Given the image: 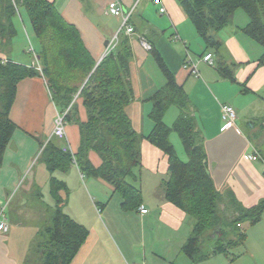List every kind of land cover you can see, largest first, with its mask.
<instances>
[{"label": "crops", "instance_id": "1", "mask_svg": "<svg viewBox=\"0 0 264 264\" xmlns=\"http://www.w3.org/2000/svg\"><path fill=\"white\" fill-rule=\"evenodd\" d=\"M47 1L67 23L78 29L86 49L98 63L120 26L118 19L106 14L107 4L112 0ZM115 1L124 10H132L130 23L134 33L127 36L121 32L119 35L128 39L132 51L129 80L133 99L125 106L124 112L133 130L144 138L153 127L148 118L152 108L150 98L166 83L157 62L160 58L190 101L192 115L201 132L209 174L214 188L224 198V206L228 207L226 197L233 198L243 208L263 201L264 67L258 64L261 46L241 32L248 22L246 15L241 10L235 12L232 23L218 33L220 47L215 52L206 49L176 0H161L165 14L159 13L153 0ZM13 25L16 30L11 43L13 48L19 42L17 29L34 37L28 16L20 4L16 7ZM141 38L150 44L149 51L142 45ZM4 51L0 40V59L26 67L34 66L30 54L27 55L31 57L26 59L18 52L9 57ZM206 54L212 55L213 66L201 61ZM35 59L38 61L37 56ZM189 64L194 65L197 74L192 72ZM218 64L231 70L235 82L220 74L216 68ZM76 102L79 119L85 121L81 102ZM224 104L235 110V125L241 133L235 129H221L220 106ZM59 112L42 76L26 78L17 84L9 111V119L16 129L2 156L0 200L12 195L16 189H20L22 195L42 201L45 194L41 191L47 186L49 195V174L44 165L36 161L42 146L55 139L60 148L67 145L75 153L79 143V130L72 121L66 123L64 140L52 137L53 120ZM176 112L177 117V108ZM171 136L170 141L177 151L178 144ZM179 149L182 151L180 142ZM140 152L142 169L133 185L140 191L141 206L148 211L146 214H140L139 209L124 210L121 197L109 184L84 177L73 165L66 172L53 173L52 176L64 182L69 191L63 212L88 231L85 243L70 264H76V257L88 244L89 250L99 252L98 258L105 253L109 264H264V211L258 223L239 225V231L244 235L240 245L192 263L181 251L190 234L191 222L164 198L162 185L168 178L166 158L145 139L140 142ZM254 152L258 159L250 161L247 156ZM89 161L94 167L101 163L94 153L89 154ZM61 196L64 197V193ZM49 198L52 208L54 202L50 195ZM37 206L39 210L26 208L21 213L24 216L21 221L9 225L7 233H0V264H22L23 246L32 242L36 245L38 226L30 222L35 220L46 225L48 220L40 211L42 205ZM28 219L29 222L24 224L23 220ZM100 245L104 248H99ZM100 262L98 259L94 264ZM79 264H85V261Z\"/></svg>", "mask_w": 264, "mask_h": 264}, {"label": "trees", "instance_id": "2", "mask_svg": "<svg viewBox=\"0 0 264 264\" xmlns=\"http://www.w3.org/2000/svg\"><path fill=\"white\" fill-rule=\"evenodd\" d=\"M196 34L207 50L220 47L218 33L228 27L236 11L241 10L248 22L241 32L262 48L258 64L264 67V0H176ZM25 10L38 48L40 71L34 67L0 59V166L4 150L16 126L9 119L17 84L35 76H42L54 105L60 112L68 109L65 121L74 122L79 130L76 152H62L55 139L42 146L37 162L49 174V195L53 200L47 224L38 232L35 264H70L88 237L82 225L71 220L64 212L68 189L64 182L52 175L66 172L72 165L84 177H92L109 184L122 199L126 211L139 209L140 191L133 185L142 169L140 142L145 139L158 149L167 162L168 178L163 182L165 200L181 210L191 222L190 234L181 251L192 263L229 250L243 242L239 225L256 224L264 211V200L243 208L233 198L223 197L214 188L209 174L201 132L193 117L190 101L160 58L158 65L165 75V85L150 98L148 118L153 124L150 133L141 137L132 128L124 112L133 99L129 80L132 51L125 36L118 35L114 50L98 63L86 49L78 29L67 23L47 0H0L1 48L10 47L16 30L13 19L16 7ZM220 74L235 82L231 70L218 64ZM77 98L74 100V97ZM81 102L86 120L80 121L78 105ZM170 107L178 110L171 126L164 123ZM175 134L181 144L184 159L170 141ZM100 159L94 167L89 154ZM64 193V197L61 196ZM41 197L40 191H37ZM234 210L235 216L227 221L224 210ZM234 235L226 241V234Z\"/></svg>", "mask_w": 264, "mask_h": 264}, {"label": "rangeland", "instance_id": "3", "mask_svg": "<svg viewBox=\"0 0 264 264\" xmlns=\"http://www.w3.org/2000/svg\"><path fill=\"white\" fill-rule=\"evenodd\" d=\"M20 30L17 29V31L20 32V35L18 36V38H19L18 44H16L15 48H13L12 46L11 47H4L3 46V49H5L4 54L5 55L8 54L9 57H12L13 52H18L24 58L29 59L32 55L31 54H30L31 56L27 55L28 54L27 51L31 47L32 50H34V52H36V49L38 48L37 41L35 40L34 37H32L29 34V32H28V34H25L24 30H22V29H20ZM21 36H22V41H21ZM168 110L169 111L167 112V114L165 116L164 123L166 125L168 124V126H171L173 121H175L173 119H175V117H176L175 113H177V112H176V108L175 107H172V108H170ZM171 137H172V141L174 143L178 144L177 153L179 154V156L181 158H183L184 155L182 154L181 149H179V141H178V139L176 138V136L174 134H172ZM47 189L48 188L46 186L45 188L42 189L43 191H41L42 194L43 193L45 194V197H44V199L42 201H39V200L35 199V197L30 196V195H26V194L22 195V191L20 189L19 190L16 189L14 192H11V194H13V196H12L11 202H10V204H9L7 210H6V216L8 218L9 225L13 226V224L18 223V221H21L20 220L21 217L24 218V216H22L21 213H22V211H25L26 208L27 209H31V210L32 209L33 210H39V208L37 206L38 204L42 205V208L40 209V211L42 213H45V215L47 217L46 220H47L48 217L51 214V201H50L49 195L47 194ZM41 202H43L45 205L43 203H41ZM22 205H25V207H26L25 210L21 209V208L24 207ZM221 207L223 209L224 208V204ZM223 212H224V217L226 218L227 221L232 220L234 218V216H235L234 210H232V209H227V210H224ZM29 220L30 219L23 220V223L27 224L29 222ZM30 224L34 225V226L37 225L39 231L41 229H43V227L45 225V223L43 224V222H41L39 224L38 221H35V220L30 222ZM224 238L227 241L229 239H233L234 235H233V233L232 234L229 233V234H226L224 236ZM89 246H90L89 244L86 245V247L83 249V251L78 254V256L75 259L76 264H79V262H82V261H85V264H94V262L96 260H98V259H100V261H101L100 263L101 264H109L107 262L106 258H105V257H107V255L105 253H102V257L98 258L97 255H98L99 252H95V251L89 250ZM119 246H120V244H119ZM100 247L104 248V245H100L99 248ZM121 249H122V251H123V253L125 255V250L123 248H121ZM88 250H89V252H88ZM35 251H36V245L33 242L31 244H28L27 247L23 246V253H22V258H21L22 264H35V263H37L38 259H36ZM232 252H233V249H232ZM84 255L86 256V258H85ZM108 255H110L109 252H108ZM108 259L110 260V258H108ZM111 260H114V259H111ZM121 264H124V263H121Z\"/></svg>", "mask_w": 264, "mask_h": 264}, {"label": "built area", "instance_id": "4", "mask_svg": "<svg viewBox=\"0 0 264 264\" xmlns=\"http://www.w3.org/2000/svg\"><path fill=\"white\" fill-rule=\"evenodd\" d=\"M154 4L159 7V13L160 14H165L166 10L164 6L162 5L161 0H153ZM106 14L109 16L118 19L120 21V26L118 32L113 36L109 44L107 45L104 56L107 55L109 52L114 50L116 47L117 41H118V35L123 32L125 35L129 36L134 33V29L130 23L131 15H132V10H124L122 6L115 0H112L108 2L107 7H106ZM141 43L145 47L146 50H150L151 46L150 44L147 43L143 38H141ZM28 54H31L32 57L34 58L33 62V67L40 71V66L38 65L36 61V55L34 50L30 47L29 50L27 51ZM201 61L203 63H206L209 66L214 65L213 57L211 54H206L202 57ZM190 68L193 73H196L195 67L192 64H189ZM197 74V73H196ZM77 98V95L74 97V100ZM67 110L63 112H59L56 114L54 120H53V130H52V137L58 139V140H64L66 138V121H65V116L67 114ZM220 113H221V121L223 123L222 125V130L226 129H235L237 133H241L240 130L236 127L235 125V120H236V113L235 110L230 106V105H221L220 106ZM62 152H69L72 155L74 154L69 146H64L62 147ZM248 159L250 161H256L258 159V155L256 152L253 154H249ZM12 195H8L2 200H0V233H7L9 230V221L6 216V210L11 202ZM139 212L140 214H146L148 211L143 207H139Z\"/></svg>", "mask_w": 264, "mask_h": 264}, {"label": "water", "instance_id": "5", "mask_svg": "<svg viewBox=\"0 0 264 264\" xmlns=\"http://www.w3.org/2000/svg\"><path fill=\"white\" fill-rule=\"evenodd\" d=\"M107 45V44H106Z\"/></svg>", "mask_w": 264, "mask_h": 264}]
</instances>
